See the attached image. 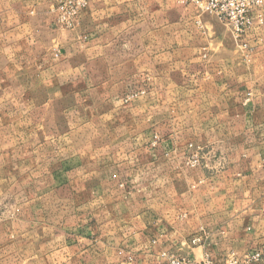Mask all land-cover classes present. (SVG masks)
I'll return each mask as SVG.
<instances>
[{"label": "crops", "instance_id": "1", "mask_svg": "<svg viewBox=\"0 0 264 264\" xmlns=\"http://www.w3.org/2000/svg\"><path fill=\"white\" fill-rule=\"evenodd\" d=\"M187 2L90 0L66 29L57 0H1V125L16 109L26 126L42 92L51 105L85 96L48 137L33 199L0 215V264H165L162 251L223 264L259 250L264 264V7L248 52ZM79 75L81 88L62 85Z\"/></svg>", "mask_w": 264, "mask_h": 264}, {"label": "rangeland", "instance_id": "2", "mask_svg": "<svg viewBox=\"0 0 264 264\" xmlns=\"http://www.w3.org/2000/svg\"><path fill=\"white\" fill-rule=\"evenodd\" d=\"M1 64L0 61V66ZM66 83L68 87L79 89L82 87V78L79 75L76 78L68 79L67 82L62 81V85ZM70 95L68 93L63 94L61 97L58 95L57 101L51 105L45 102L49 95L42 92L40 96L38 94L36 96L41 98L43 106L26 110V126L17 125L16 109L11 124L1 125L0 123V215L5 213L17 214L18 205H23L27 200L33 199L39 190L33 182L34 177H38L40 174L45 176L46 171H48V137L53 133L65 132L73 125L67 124V120L83 115L79 108L80 106L82 108L85 95L82 97L83 94L80 93L76 96L75 101H77V104H74L72 98L68 97ZM93 96L96 101L97 94H93ZM70 104H74L77 108L71 109L73 106L68 108ZM164 113L165 110H155V118ZM85 116H88V114L86 113ZM56 120L57 123L55 124ZM21 131L26 133L25 140H21L19 135V133L23 134ZM35 137L36 139H34ZM35 149L38 152L34 153ZM2 151L4 155H1ZM35 164L41 165V169L35 170Z\"/></svg>", "mask_w": 264, "mask_h": 264}, {"label": "built area", "instance_id": "3", "mask_svg": "<svg viewBox=\"0 0 264 264\" xmlns=\"http://www.w3.org/2000/svg\"><path fill=\"white\" fill-rule=\"evenodd\" d=\"M90 0H57L58 23L66 29H74L78 26L81 13L86 9ZM197 15H215L230 30L238 47L249 51L245 43V36L254 27L263 24L262 9L264 0H188ZM198 162L197 154L192 155L190 163ZM200 243L199 238L191 240L192 245ZM165 264H214L212 258L205 254L200 260L188 256H177L162 251L159 254ZM262 251L248 252L243 255L228 253L223 264H256L261 261Z\"/></svg>", "mask_w": 264, "mask_h": 264}]
</instances>
